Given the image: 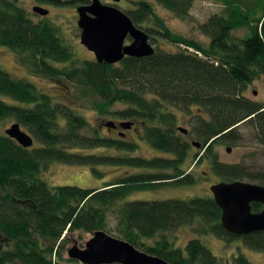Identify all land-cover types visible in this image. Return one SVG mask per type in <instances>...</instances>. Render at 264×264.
<instances>
[{"label":"trees","instance_id":"obj_1","mask_svg":"<svg viewBox=\"0 0 264 264\" xmlns=\"http://www.w3.org/2000/svg\"><path fill=\"white\" fill-rule=\"evenodd\" d=\"M45 1L58 4L65 0ZM156 1L187 19L195 0ZM223 1L227 4L225 12L213 14L200 25L210 38L209 44L174 33L167 25L155 26L153 3L139 1L125 10L134 24L149 34L151 43L159 35L176 47L158 45L150 56H125L109 64L92 58L81 60L54 22L34 20L18 0H0V45L15 51L31 72L64 79L71 85L70 93L88 101L102 119L99 125H92L62 97L13 77L0 64V119L15 118L37 143L25 147L0 131V264L78 263L63 256L68 235L106 229L109 210L118 202L117 232L170 264H224L200 238L181 248L164 234L196 221L199 234L211 233L227 241L241 238L246 246L264 252V231L246 235L228 231L221 223L222 209L213 195L127 199L132 191L151 185L194 182L183 167L189 157L198 162L217 142L238 143V128L244 122L252 125L255 139L264 144V103L245 94L254 80L264 77V0H254L245 9L240 0ZM240 27L249 28V33L235 36L233 30ZM194 105L198 113L191 120L190 135L201 143L199 148L204 152L191 155L193 144L176 135L177 114L169 106L187 112ZM121 122L131 123L128 129L136 128L138 139L170 156L86 152L88 148L129 153L139 149L138 139H128ZM104 128L117 135H104ZM54 161L89 165L99 175L102 172L97 166L114 164L148 172H130L96 188L50 185L41 174ZM212 163L213 170L228 180L249 178L264 184V170L251 171L216 157ZM263 207L262 203H252L254 212ZM152 238L155 241H144ZM235 261L254 264L244 254Z\"/></svg>","mask_w":264,"mask_h":264},{"label":"rangeland","instance_id":"obj_2","mask_svg":"<svg viewBox=\"0 0 264 264\" xmlns=\"http://www.w3.org/2000/svg\"><path fill=\"white\" fill-rule=\"evenodd\" d=\"M141 0H120L115 3L113 0H102L103 3L114 4L124 11L129 8H133ZM154 5V11L156 14L154 22L155 26L161 27L167 25L172 32L181 34L187 38L201 41L203 44H209L210 38L206 36L201 30L200 25L207 21L213 14L224 13L227 4H224L223 0H195L190 10L191 16L187 19H181L177 17L173 12L163 7L156 0H149ZM254 0H240L242 8H249V4ZM19 4L25 8L34 20L46 18L55 23L61 37L66 43L71 45L74 49L75 55L81 60L86 58L96 59L93 51L88 49L81 41V29L78 26V8L83 5L80 0H65L58 4L48 3L45 0H18ZM57 3V2H56ZM89 4V3H87ZM41 5L49 9L47 15H41L34 11V6ZM85 5V4H84ZM249 10V9H248ZM245 10V11H248ZM258 12V9L255 10ZM53 23V24H54ZM237 37H244L249 33V28H237L232 32ZM132 38L128 37L126 43H130ZM154 47L161 45L163 48L172 49L175 47L168 41L162 40L161 36H155V42H152ZM195 51L194 48H191ZM0 64L1 66L10 72L13 77L17 79H26L37 85L42 91H46L53 96L62 97L66 102L74 106L80 113L84 114L92 125H99L101 118L98 113L93 110L91 104L88 101L77 98L70 93L71 85L66 83L64 79L49 78L46 76L38 75L30 71L29 67L24 65L15 51L12 49L0 45ZM69 84V86H68ZM245 94L257 101L264 103V77H260L253 81L245 91ZM6 98V97H5ZM171 110L177 114V122L174 126L176 135H179L183 140L188 141L190 144L196 140L190 135L192 130L191 120L196 113H198L197 107L194 105L191 111H184L172 106H169ZM15 118L0 119V131L6 132L13 123ZM180 127L188 129V132H183ZM24 129V128H23ZM241 133V139L238 143L232 144L228 142L215 143L213 151L203 157L200 161H194L193 157L189 159L183 165L184 169L188 170L192 175L194 182L187 184H164L160 186L151 185L148 188L137 189L129 193L127 199H165V198H180L186 199L193 196H208L213 195L211 186L220 181H231L213 170V159L216 157L219 161L225 163H239L249 168L251 171L264 170V144L258 142L254 136V128L251 124L244 122L239 125L238 128ZM104 135L113 134L117 135L116 131L112 132L107 128H104ZM128 139H138L137 129H131L128 132ZM139 149L135 152H122L114 148H88L86 152H110L113 154H119L123 156H146L153 157L158 155H167L154 147H152L146 140L139 138ZM37 144L36 141L34 145ZM191 155L193 152L200 151L203 154L204 150L199 147L191 145ZM231 148L229 151L228 148ZM102 173L95 174L92 167L89 165H77L67 164L64 162L54 161L50 162L48 166L43 170L41 177L45 179L50 185L72 184L80 185L83 187H102L107 183L116 180L122 175H127L130 172H148L141 168H130L128 166L119 165H99L96 167ZM158 171V170H155ZM171 172V170H168ZM248 182L259 183L260 181H254L249 178L243 179ZM120 203H116L112 209L109 210V225L105 230L106 232L122 238L117 232V226L120 220ZM198 221L193 224H185L178 227L175 230L165 232L164 234L175 247L185 248L187 244L194 238H200V240L216 254L224 264H237L235 258L241 254L246 255L250 261L254 264H264V252L260 250L251 249L246 246L241 238L227 241L219 238L214 234H199ZM94 233L88 232H74L68 235V240L65 241V250L63 256L65 259H69L68 250L73 245L77 244L79 247L84 248L87 241L93 236ZM126 240V239H125ZM146 243L155 241V238L144 239ZM140 249V248H139ZM72 259V258H70ZM74 260V259H73ZM78 263L71 262V264H83L79 260ZM119 264V263H114Z\"/></svg>","mask_w":264,"mask_h":264},{"label":"water","instance_id":"obj_3","mask_svg":"<svg viewBox=\"0 0 264 264\" xmlns=\"http://www.w3.org/2000/svg\"><path fill=\"white\" fill-rule=\"evenodd\" d=\"M113 1L117 3L120 0ZM33 9L41 15L49 13V9L41 5ZM78 14L81 41L94 52L99 62L114 64L125 56L145 57L155 51L149 34L135 25L126 11L114 4L91 0L89 4L80 5ZM128 37L132 38L130 43L125 42ZM121 125L125 128L132 126L128 122H121ZM180 129L188 132L186 128ZM6 133L25 147L34 144V137L19 122L7 128ZM192 143L201 147L199 141ZM211 191L222 209L221 223L228 231L237 235L264 231V207L258 212L252 209L253 202L264 205V184L245 180L220 181L211 186ZM68 255L83 264H170L165 258L141 250L132 242L105 230L95 231L84 248L77 244L70 247Z\"/></svg>","mask_w":264,"mask_h":264},{"label":"flooded vegetation","instance_id":"obj_4","mask_svg":"<svg viewBox=\"0 0 264 264\" xmlns=\"http://www.w3.org/2000/svg\"><path fill=\"white\" fill-rule=\"evenodd\" d=\"M119 128V127H118ZM124 130H126V131H129V129L128 128H126V129H124ZM131 130V129H130ZM121 132H122V130H121ZM122 135H125V133H123Z\"/></svg>","mask_w":264,"mask_h":264}]
</instances>
